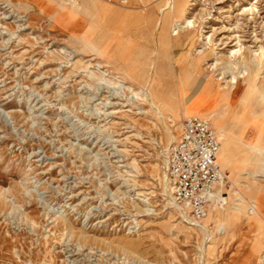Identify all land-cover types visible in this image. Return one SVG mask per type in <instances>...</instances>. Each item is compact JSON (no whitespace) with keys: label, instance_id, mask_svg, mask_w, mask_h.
Segmentation results:
<instances>
[{"label":"rangeland","instance_id":"1","mask_svg":"<svg viewBox=\"0 0 264 264\" xmlns=\"http://www.w3.org/2000/svg\"><path fill=\"white\" fill-rule=\"evenodd\" d=\"M170 1L0 0V264H264V152L243 144L241 119L251 138L264 128V0ZM123 53L149 76L159 56L174 99L200 76L218 79L203 77L211 90L237 76L219 123L198 114L228 138L219 159L235 189L205 228L166 180L185 116L146 101L115 64ZM178 54L201 57L179 85Z\"/></svg>","mask_w":264,"mask_h":264},{"label":"built area","instance_id":"2","mask_svg":"<svg viewBox=\"0 0 264 264\" xmlns=\"http://www.w3.org/2000/svg\"><path fill=\"white\" fill-rule=\"evenodd\" d=\"M220 145L210 120L191 116L182 120L180 133L167 150L166 175L174 202L197 225L215 203L226 204L231 189L218 162ZM218 192L223 198L217 199Z\"/></svg>","mask_w":264,"mask_h":264},{"label":"bare ground","instance_id":"3","mask_svg":"<svg viewBox=\"0 0 264 264\" xmlns=\"http://www.w3.org/2000/svg\"><path fill=\"white\" fill-rule=\"evenodd\" d=\"M170 4H171V8H172L171 11H177L178 10L179 5H178L177 0H171ZM165 18H167L166 15H165ZM160 23H162V22L159 19L157 24L160 25ZM191 23H192L191 21H187V24H191ZM166 24H167V20L165 19V20H163V29L161 31V33L163 32L162 34L165 36L168 35L166 28L164 26ZM173 25H174V23H173ZM178 27L179 26H177V23H175V27L172 30L173 36L178 34L179 30L176 31V29ZM181 27H182V25H181ZM82 33H84V32H82ZM170 39H169V41H170ZM123 55H124V53H123ZM158 57L153 60V63L151 62V65H153L154 71H153L152 75H150V76L145 71V68L150 65L149 62H147V65L145 63L141 64V63H139V61L134 60L131 56H129L127 54H125L124 57L119 58L118 62L117 63L115 62V64L118 65V68L124 72L125 76L129 77L132 80H136V81L140 82V84L145 85L144 89L146 92V101H149L153 107H156V109L161 107L160 104L164 100L168 101V102L176 101V104L179 106L178 110L182 113V115L185 116V118L191 117V116H198V114H205V115L212 117L215 122L219 123L221 120V117L219 116L220 105L224 102V98L227 96V91L225 89H230V88H233V87L238 85L237 76L236 75L233 76L231 85L228 84V85L222 86V84H219L218 87L215 86L213 88V90H211L209 86L207 87L208 83L206 82V80L203 79V77L200 76V78H199V80L201 79L200 81L198 80V81H196V83H193V84H188V85L186 84V87L189 88L188 92L183 91L181 98L174 99L168 93L164 94V93H161L159 91L160 86L163 84L164 78H166L168 75L163 72L164 67L162 66V61L160 62ZM172 59L175 61V66L176 65H178V66L182 65L180 57L178 55H176V56L170 55V60H172ZM194 60L196 61L197 65H199L200 61H201V57L195 56V58H193L192 62H194ZM170 75L173 78V80L176 83H178V85L181 84L182 78H183L182 73H178V71H175L174 73L169 74V76ZM212 77H213L212 75H208L207 79L212 80ZM215 82H218V79L216 81H213L214 84H215ZM184 87H185V84H184ZM216 97H217V99L220 100V102L214 104V100H216ZM143 98H144V96H143ZM204 107H208V108L203 110ZM199 117H201V116H199ZM233 117H235V115ZM202 118H205V117H202ZM170 119H172V118H170ZM205 119H208V118H205ZM241 119H242V122H243L244 127H245V134L244 135L246 137L245 140L243 141V144H246L253 149L257 148V149L262 150L264 152V130H263L264 128L261 129V128H259L260 126L258 127L256 125L254 130H252L253 138H251V136L248 135V134H250V133H248L249 132L248 130H249V125L251 123V119H249L248 117H245L244 115H241ZM252 123L254 124V122H252ZM180 129H181V123L179 125L178 134L180 133ZM220 131L223 132L222 130H220ZM218 136H219V140L221 142V137H220L219 133H218ZM227 140H228V138L225 137V135L223 134V142L221 144L222 147L220 145V149H219V152L217 155L218 162L221 164V166H222V163L220 162L219 157H220V154L221 155L224 154ZM227 177H228V174H227ZM166 180H167V175H166ZM167 185L169 186L168 181H167ZM169 189L171 191L170 186H169ZM230 191L234 193L235 189L231 188ZM220 195H221V193L218 192L217 193V197H218L217 199L223 198ZM171 197H172V200H173L175 207L178 209L180 214L182 216H184L185 218H187L186 213L183 210H181L175 204L173 196H172V191H171ZM220 205H223V204L221 203ZM216 206H218V205H216ZM221 207H223V206H221ZM191 223H193V225L195 224L194 222H191ZM195 225H197V224H195ZM198 226L205 228V225H203V224H198Z\"/></svg>","mask_w":264,"mask_h":264},{"label":"crops","instance_id":"4","mask_svg":"<svg viewBox=\"0 0 264 264\" xmlns=\"http://www.w3.org/2000/svg\"><path fill=\"white\" fill-rule=\"evenodd\" d=\"M178 56L180 57V60H181V63H182V65L181 66H179V69H180V73H185V71H186V69H185V65H187L188 64V66L191 64V62H192V60H193V58L192 59H190V58H188L187 56H184L183 54H178ZM175 62V61H174ZM176 67V66H175ZM198 68H200V64L198 65V67H197V69ZM176 71H178L177 70V67H176ZM201 75H203V74H201ZM207 75H203V77H206ZM245 88H243L242 90H241V92L239 93V88L237 87V91H236V95H235V103H238L239 102V100H240V97L243 95V90H244ZM208 107H204L203 108V110H205V109H207ZM198 116H201V117H204L203 115H198ZM206 118V117H205ZM211 122V121H210ZM223 122H225V120H223ZM211 125L213 126V128H215V126L212 124V122H211ZM215 130L217 131V129L215 128ZM219 134H220V137H221V144H222V142H223V135H222V132L219 130ZM217 135H218V132H217ZM218 138H219V136H218ZM220 141V140H219ZM221 147H222V145H221ZM212 209V208H211ZM211 211V210H210Z\"/></svg>","mask_w":264,"mask_h":264}]
</instances>
